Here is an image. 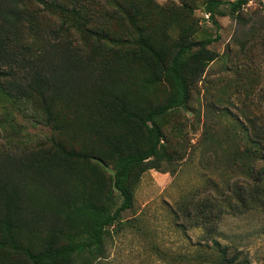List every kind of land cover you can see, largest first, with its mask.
Segmentation results:
<instances>
[{"label":"trees","instance_id":"trees-1","mask_svg":"<svg viewBox=\"0 0 264 264\" xmlns=\"http://www.w3.org/2000/svg\"><path fill=\"white\" fill-rule=\"evenodd\" d=\"M197 1L219 30L250 0H0V264L105 257L142 176L170 159L167 118L218 58ZM22 111L51 137L9 140ZM248 139L237 198L264 209V126ZM215 246L217 264H250Z\"/></svg>","mask_w":264,"mask_h":264},{"label":"rangeland","instance_id":"rangeland-1","mask_svg":"<svg viewBox=\"0 0 264 264\" xmlns=\"http://www.w3.org/2000/svg\"><path fill=\"white\" fill-rule=\"evenodd\" d=\"M194 20L197 38L219 36L209 46L218 58L187 106L167 118L163 143L170 159L142 176L134 207L122 214L95 264H217L215 241L230 255L264 264V209L241 210L237 198L242 163L250 161L248 136L264 126V0L218 18L219 30L197 1ZM51 135L22 111L7 137L20 145Z\"/></svg>","mask_w":264,"mask_h":264},{"label":"built area","instance_id":"built-area-1","mask_svg":"<svg viewBox=\"0 0 264 264\" xmlns=\"http://www.w3.org/2000/svg\"><path fill=\"white\" fill-rule=\"evenodd\" d=\"M204 14H205V16H206L207 19L210 18L209 14H206V13H204Z\"/></svg>","mask_w":264,"mask_h":264}]
</instances>
